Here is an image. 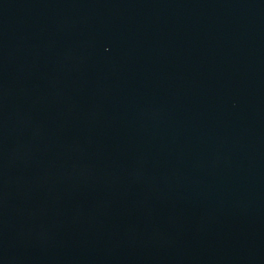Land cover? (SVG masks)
Wrapping results in <instances>:
<instances>
[{
	"label": "water",
	"instance_id": "obj_1",
	"mask_svg": "<svg viewBox=\"0 0 264 264\" xmlns=\"http://www.w3.org/2000/svg\"><path fill=\"white\" fill-rule=\"evenodd\" d=\"M0 264H264V0H0Z\"/></svg>",
	"mask_w": 264,
	"mask_h": 264
}]
</instances>
